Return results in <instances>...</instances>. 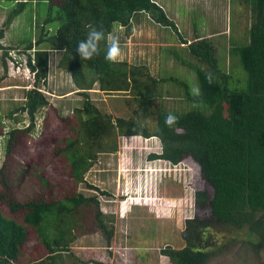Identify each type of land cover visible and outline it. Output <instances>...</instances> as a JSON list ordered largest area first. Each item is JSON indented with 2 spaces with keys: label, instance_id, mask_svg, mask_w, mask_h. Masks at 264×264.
<instances>
[{
  "label": "trees",
  "instance_id": "obj_1",
  "mask_svg": "<svg viewBox=\"0 0 264 264\" xmlns=\"http://www.w3.org/2000/svg\"><path fill=\"white\" fill-rule=\"evenodd\" d=\"M0 1L13 7L5 28L0 30V41L5 38L6 29L29 6L34 11L46 7L45 16L37 19V34L33 30V35L20 43L35 82L33 88L25 91L24 104L15 110L26 115L29 125L14 127L4 141L10 159L0 164V264H64V255L71 252L77 240L75 231L81 229L87 211L94 212L97 229L108 243L115 235V227L109 225L96 195L87 197L74 191L46 197L41 192L37 194L34 187L31 193L34 197L22 200L16 193L17 184L25 179L40 182V188L49 185L46 174L36 172L44 166L23 169L14 154L18 153L19 139L36 129L40 112L47 107L51 109L42 89L48 83L54 52L60 55L59 69L71 74L83 96L82 106L73 111L76 123L71 136L60 151L77 184L84 182V176L98 162L100 154L118 151L117 141L109 143V137L156 139L161 150L152 152L149 159L170 167H187L190 172L187 187L194 193L195 207V215L186 219L180 233L183 246L167 244L161 250L162 255L171 264H210L223 249L231 248L224 242L227 232L229 235L247 230L244 250L261 258L264 254V0H243L252 4L250 39L246 45L230 49L231 56H238L247 72L246 87L245 77H235L233 72L221 67L212 38L197 37L189 42L180 35L190 55L206 66L194 67L200 86L195 92L175 78L155 77L148 66L104 58L114 27L119 25L133 32L134 21L140 15H150L153 23L180 34L175 21L156 0ZM93 25L104 27L106 39L101 42L99 55L82 60L76 45ZM0 49L8 56L14 48L7 49L0 42ZM169 82L186 88L181 97L192 107L172 112L179 118L173 127L164 123L169 113L163 108L169 93L164 84ZM96 85L107 94L130 95L137 105L132 117L115 118L103 113L89 96V90ZM58 114L66 117L59 111ZM2 119L0 115V137H5ZM149 122L155 123V127ZM91 188L99 190L96 186ZM101 194L108 193L101 191ZM31 234L46 249L45 253L36 255L35 250L33 254L28 251ZM89 263L105 264L97 261L78 264Z\"/></svg>",
  "mask_w": 264,
  "mask_h": 264
},
{
  "label": "rangeland",
  "instance_id": "obj_2",
  "mask_svg": "<svg viewBox=\"0 0 264 264\" xmlns=\"http://www.w3.org/2000/svg\"><path fill=\"white\" fill-rule=\"evenodd\" d=\"M156 1L175 21L180 34L172 28L153 23L150 15H140L134 21L133 32L129 33L128 29L118 25L109 37V41L113 37L119 39L118 60L148 66L155 77L175 78L188 84L191 87L189 90L195 92L200 86L194 67L206 66L190 55L187 46L181 43L180 35L189 42L197 37H210L218 48L221 67L229 73L233 72L235 77H245L246 87L247 72L238 56H231L230 49L244 46L250 39L251 3L243 0ZM12 9L10 3L0 1V30L5 28L7 15ZM45 13V6H41L39 11L29 6L6 29V36L0 41L5 48H14L8 56L0 49V115L6 134L0 137V164L10 159L5 153L7 133L14 127L29 125L26 115L15 111L24 104L25 91L33 88L35 82V76L27 67L26 56L22 53L24 46L20 43L26 42L33 35V30L37 34V19L44 17ZM51 57L50 76L42 89L47 94L51 109L47 107L40 112L36 129L19 139L18 153L14 154L23 169L26 166H44L36 172L46 174L49 185L40 188V182L25 179L17 184L16 193L22 200L34 197L31 195L34 187L37 194L41 192L46 197L74 191L87 197L98 196L109 225L115 227L114 238L108 243L97 229L94 212L87 211L81 229L75 231L77 240L72 244L71 252L64 255V264H78L80 261L171 264L161 250L167 244L176 248L183 246L180 233L186 219L195 215L194 193L187 187L190 172L183 165L170 167L159 160L151 161L149 155L161 150V144L156 139L112 136L108 142L117 141L118 151L100 154L98 162L84 176V182L77 184L67 159L60 155V151L71 136V128L76 123L73 111L82 106L83 96L71 74L59 69V53L54 52ZM164 86L166 91L169 89L163 101L166 111L182 112L191 107L181 97L185 87L179 88L171 82ZM89 96L103 113L115 118L132 117L137 107L130 95L107 94L98 85L89 90ZM57 110L66 117H61ZM11 112L15 114L9 118ZM149 124L155 127V123ZM91 186L98 187L100 191ZM101 191L108 194L102 195ZM6 214L11 216L9 211ZM226 235L224 242L231 248L223 249L210 264L264 262V254L259 258L253 252L244 250L247 230ZM29 246L31 254L34 250L38 252L36 255L46 252L33 234L30 235Z\"/></svg>",
  "mask_w": 264,
  "mask_h": 264
},
{
  "label": "clouds",
  "instance_id": "obj_3",
  "mask_svg": "<svg viewBox=\"0 0 264 264\" xmlns=\"http://www.w3.org/2000/svg\"><path fill=\"white\" fill-rule=\"evenodd\" d=\"M106 39V32L102 25L91 26L84 39L76 45V51L82 60H91L101 52V42ZM120 55V44L117 37H113L107 44L104 58L110 62H116ZM210 79V77H209ZM178 116L169 112L164 119L165 125L173 127L178 121Z\"/></svg>",
  "mask_w": 264,
  "mask_h": 264
},
{
  "label": "crops",
  "instance_id": "obj_4",
  "mask_svg": "<svg viewBox=\"0 0 264 264\" xmlns=\"http://www.w3.org/2000/svg\"><path fill=\"white\" fill-rule=\"evenodd\" d=\"M160 4V3H159ZM161 5V4H160Z\"/></svg>",
  "mask_w": 264,
  "mask_h": 264
}]
</instances>
